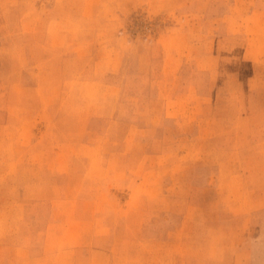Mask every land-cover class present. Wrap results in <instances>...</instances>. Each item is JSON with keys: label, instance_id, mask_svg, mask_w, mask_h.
Here are the masks:
<instances>
[{"label": "rangeland", "instance_id": "rangeland-1", "mask_svg": "<svg viewBox=\"0 0 264 264\" xmlns=\"http://www.w3.org/2000/svg\"><path fill=\"white\" fill-rule=\"evenodd\" d=\"M262 172L264 0H0V264L44 263L49 219L142 215L149 240L187 202L259 263L264 223L227 203Z\"/></svg>", "mask_w": 264, "mask_h": 264}, {"label": "crops", "instance_id": "crops-1", "mask_svg": "<svg viewBox=\"0 0 264 264\" xmlns=\"http://www.w3.org/2000/svg\"><path fill=\"white\" fill-rule=\"evenodd\" d=\"M244 170H248V173L258 172L261 167ZM241 205L246 215L256 217L257 213L260 222L264 223V199L257 202H254V198L234 199L227 203L232 210L236 206L235 211ZM187 207L177 222L168 228L165 238L155 234L149 240L144 238L146 233L142 215H119L118 225L112 226L111 219H103L101 231L98 230L94 215L76 214L70 223H65L64 216L59 220L49 219L54 221V226L51 228L47 224L42 230V258H45L42 264H56L47 256L50 253L57 255L62 244V251L71 254L69 264H264V261L255 262L250 252V241L231 243L224 240V227L230 225L222 222V213H218V209L203 211L195 202H187ZM224 210L228 209H221L222 212ZM207 215L211 219H207ZM64 232H68L65 233L69 234L68 237L62 236ZM131 239H135L138 244L143 241L150 243L144 245V249L141 248L143 245H136L135 249L129 251L135 259L133 262L125 260L128 254L127 241ZM52 246L54 251L50 250ZM115 255L118 257L115 258Z\"/></svg>", "mask_w": 264, "mask_h": 264}]
</instances>
